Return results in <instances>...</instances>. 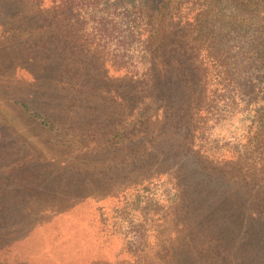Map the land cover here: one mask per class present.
<instances>
[{"label":"rangeland","instance_id":"374dc122","mask_svg":"<svg viewBox=\"0 0 264 264\" xmlns=\"http://www.w3.org/2000/svg\"><path fill=\"white\" fill-rule=\"evenodd\" d=\"M49 5L0 0V264H264V187L199 163L170 131L154 147L114 145L130 83L88 62L68 85L64 55L38 43ZM235 127L217 128V158H232ZM135 181L151 182L146 210L132 206Z\"/></svg>","mask_w":264,"mask_h":264},{"label":"trees","instance_id":"16d2710c","mask_svg":"<svg viewBox=\"0 0 264 264\" xmlns=\"http://www.w3.org/2000/svg\"><path fill=\"white\" fill-rule=\"evenodd\" d=\"M41 1L50 5L40 13L47 25L38 43L47 54L64 55L65 71L75 74L68 85L84 81L88 62L130 83L114 145L154 147L170 131L176 147L199 163L237 170L264 187V0ZM22 108L58 132L36 108ZM233 120L232 158H217L224 148L215 132ZM150 183L135 181L132 206L149 208ZM172 186L164 197L176 204L183 193Z\"/></svg>","mask_w":264,"mask_h":264}]
</instances>
